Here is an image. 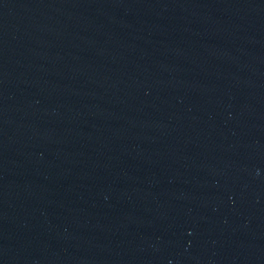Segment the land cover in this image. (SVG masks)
Returning <instances> with one entry per match:
<instances>
[{
	"label": "water",
	"instance_id": "95a60500",
	"mask_svg": "<svg viewBox=\"0 0 264 264\" xmlns=\"http://www.w3.org/2000/svg\"><path fill=\"white\" fill-rule=\"evenodd\" d=\"M0 264H264V0H0Z\"/></svg>",
	"mask_w": 264,
	"mask_h": 264
}]
</instances>
